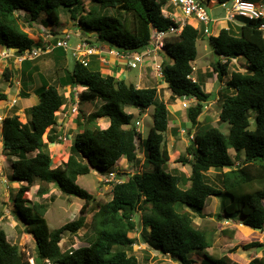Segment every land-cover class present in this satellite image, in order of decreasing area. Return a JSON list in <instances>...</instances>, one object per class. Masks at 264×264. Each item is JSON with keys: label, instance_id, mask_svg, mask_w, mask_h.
Returning <instances> with one entry per match:
<instances>
[{"label": "trees", "instance_id": "obj_1", "mask_svg": "<svg viewBox=\"0 0 264 264\" xmlns=\"http://www.w3.org/2000/svg\"><path fill=\"white\" fill-rule=\"evenodd\" d=\"M168 1L92 0L96 8L86 12L82 0H0V48L16 54L31 52L34 48L44 50L43 38L24 32L20 22L33 27L40 21L42 28L50 31L60 26L59 10L64 8L83 34H93L91 44L141 51L148 45L152 29L166 31L172 24L161 15ZM229 1L217 0V3ZM20 12L24 14L20 16ZM41 15L45 16L44 20H40ZM201 35V31L186 25L179 36L165 40L161 53L163 81L172 96L195 99L187 109L191 126H196L204 103L210 99V94L203 91L201 79L192 81V64ZM208 43L218 57L213 64L218 80L230 76L222 92L219 113V122L228 128L225 133L208 126L195 133L185 153L176 161L190 166L187 177L164 169L169 160L164 137L169 111L166 103L158 99L156 88H137L122 79L103 75L89 64L75 61L70 69L61 72L58 68L54 85L43 79L33 91L38 103L28 109L30 119L25 123L18 115L2 120V151L14 158L11 175L18 184L12 214L34 237L33 264H139L130 254L136 239L129 237L137 228L134 217L139 211L142 233L148 235V248L181 264H192L191 254L203 252L212 245L211 234L197 228L191 216L201 217L210 197L221 199L218 221H239L253 230L264 231V15L252 20L236 16L217 36H209ZM59 52L62 50L55 48L51 53ZM239 57L246 61V71L229 74L230 62ZM219 59L225 61L222 63ZM30 62H21V69L26 63L30 66ZM17 74L8 68L2 72L10 85ZM78 86L84 88L78 95L79 106L97 102L101 105L80 119L77 115L83 121V129L75 134L67 161L52 167L49 146L61 143L55 127L57 112L66 103L59 89L75 90ZM20 96L26 98L28 94L22 91ZM69 97L75 102L73 93ZM5 100L7 94L0 91V101ZM150 107L154 109L153 125L147 139L142 141L131 124L133 115L126 113L125 108L144 112ZM99 118L109 119L106 129L97 125ZM141 143L144 162L151 170L135 173L124 182L111 183V199L96 204L91 224L93 235L88 245L63 251L60 242L64 232L76 234L85 226L86 209L94 201L77 184L78 177L92 170L100 174L112 171L122 158L135 166ZM230 150L234 151V158ZM210 171H221L218 186L207 181L206 174ZM36 181L45 186L56 184L62 194L81 199L79 217L50 230L45 219L47 204L25 198ZM46 193L48 188L40 186L36 195L41 198ZM262 246L251 242L243 248ZM204 257L207 264H238L228 256L215 259L205 254ZM0 264H29L20 247L11 244L3 230H0ZM247 264H264V256L252 258Z\"/></svg>", "mask_w": 264, "mask_h": 264}, {"label": "rangeland", "instance_id": "obj_2", "mask_svg": "<svg viewBox=\"0 0 264 264\" xmlns=\"http://www.w3.org/2000/svg\"><path fill=\"white\" fill-rule=\"evenodd\" d=\"M204 1L206 4L207 0ZM82 2L86 12L89 9L96 8L92 0H82ZM255 4L264 12V0H255ZM205 7L209 13V16L212 18V20H215L214 22L217 23H212L209 27L210 35H205L203 36V38H200L199 41H197V57L192 64L194 67V72L192 75L193 78L198 80V77H200L202 81L203 91L210 94V99L207 103H204L203 112L199 117L196 126H191L187 116V109H184L180 105H178V100L172 96L170 90L162 81H157V79H155V77L152 75L150 67H139L138 69H134L131 71L125 70L126 73L123 78L126 83L140 86V88H156L158 91V99L166 103L167 109L169 111V123L164 137L166 148L169 153V160L164 169L167 172H177L179 175L186 177L190 175V166L183 165L182 163L176 161L179 156L185 153V149L192 141V137L195 135V133L197 131L203 130L208 126L218 128L225 133L227 132L228 128L226 124H221L219 122V113L223 102L222 92L224 91V88L230 76H226L222 81L218 80L216 74L213 72V64L214 62L218 61V57L215 55L208 43V37L215 36L219 27L226 24V11L220 8L217 3L209 5L206 4ZM59 13L62 20V25L60 28H54L49 33L42 28L40 21L33 24V27H30L29 25L24 24L21 21L20 23L22 25V29L24 32H27L33 37H37L38 35H40L47 41L51 40L49 36H53L54 38L63 36V34H60L59 32L62 28L66 29L68 31H71L69 34L70 38L68 39V46L70 48H74L78 43V39L74 35L76 29H78L75 26L76 22L70 19L69 13H67L64 8H60ZM19 15L22 16V12ZM81 35L82 37H84L83 34ZM3 52L4 51L1 52L0 50L1 71L3 72L4 67L8 68L10 71L11 69L16 70L14 66L15 64H19L16 60V57L18 55L12 51H6L5 56H3ZM70 57L71 54L69 53L68 57L65 59V62L68 64L69 69L71 68ZM162 58L163 57L160 56L161 60ZM219 61L223 63L225 60L219 59ZM36 63L39 65V69L42 71V75L49 82V84L54 85L53 82L55 81V78L57 76L56 70L59 68L56 65L54 59H52L50 56H47L46 54H43L35 61L30 62V68L32 69ZM246 66L247 65L244 58L239 57L230 62L228 73H243L246 71ZM23 75H25L24 71ZM34 77L36 76L34 75ZM36 79L38 82V77H36ZM9 85L10 84L4 80L1 73L0 86L8 87ZM26 85H30L31 87L32 82H30V80H25V86ZM22 88L24 89L23 86ZM82 90V87H77L75 90L68 88L65 91L59 89L60 93H63L66 97V103L57 112L58 120L63 121L65 117L70 116L71 114L78 115V118L80 119L84 116H87L89 113L94 112L96 108L101 105L100 102H97L94 104H83L79 106L77 103L78 95L82 92ZM70 92L73 93L75 102H71L69 97ZM22 102L23 100H21V103ZM28 107H31V105H29ZM72 109L76 110L72 111ZM153 110V107H150L147 111L141 113L139 109L125 108L126 113L133 114L131 124L135 125L136 122H139V127L137 128V130L139 133H141L142 141L147 139L149 131L153 125ZM254 115L255 113H253V117ZM19 116L20 121L23 123L30 119V114H28L27 112ZM78 118H76V120ZM251 122L253 123V119L251 120ZM99 128L102 129L101 126H99ZM66 148L67 146L64 148L65 150L58 146L50 148V152L53 156L52 167L60 165L59 162L63 161L64 158H61L62 154L61 152L59 153V151H66ZM136 154L137 158L135 166H133L124 158L121 159L122 162L118 166H116L115 169V171L117 172V177L111 182L106 180L107 172L100 174L95 170H92L89 174L78 178L77 184L82 189L91 194L94 197V201L91 203V206L86 209L87 213L85 214V226L76 234H72L68 231L64 232L62 240L60 242V247L63 251L88 245L89 239L93 235L91 224L94 212L96 210V204L98 202H107L111 199L112 184L126 181L130 175H133L135 173H143L151 170V167L144 162V147L142 143L139 144V148ZM229 154L232 158H234L235 153L233 150H230ZM3 155L4 154L0 152V230H3L5 232L7 240L11 244H16L20 247L21 251L27 258L28 263L32 264V258L35 256L34 237L31 234L27 233L23 225L20 224L12 214V201L18 189V184L12 179L11 165L9 167V163L7 162V160H5ZM220 173L221 171L208 172L206 174L207 181L215 186H218L221 179ZM37 189L38 187H32L30 192L25 195V198L33 202H42L43 198H39L36 195ZM45 198L47 199L43 202L46 203L48 207L45 219L50 230L61 228L65 224L79 217L81 207L83 206V201L81 199L75 196H66L62 194L60 190L56 191L51 189L49 191V194L44 196V199ZM220 203L221 199L219 198L211 197L208 199V204L204 209V213L206 212L207 216L209 217L208 219L204 218V220H198L195 214H191L194 224H198H195V226L199 229L206 230L212 236V245L210 248L206 249L203 252L198 251L190 255L191 260L194 261V263L192 264H207V260L204 257L205 254L215 259L221 258L222 256H228L233 262L238 264H247L252 258H261L262 256H264V231L260 232L253 230L247 226H244L239 221H218L217 214L221 213ZM187 210L190 211V209ZM134 220L136 222L137 228L134 233L129 234V237L135 238L136 243L132 246L130 254H133L138 259L139 264H181L178 260L173 259L170 256H163L157 251L150 250L147 245L148 235L146 233H142L143 226L140 211L135 215ZM251 242H258L263 246L250 249L243 248V245Z\"/></svg>", "mask_w": 264, "mask_h": 264}, {"label": "built area", "instance_id": "obj_3", "mask_svg": "<svg viewBox=\"0 0 264 264\" xmlns=\"http://www.w3.org/2000/svg\"><path fill=\"white\" fill-rule=\"evenodd\" d=\"M220 8L226 11L225 20L233 21L236 16L245 17L247 19H258L263 16L264 13L261 11L256 4L250 0H230L219 4ZM161 15L164 19H169L171 25L166 31H159L152 29L150 34V40L146 48L141 51H124L119 49H112L107 52L108 56L115 59L116 61L122 62L126 69L134 70L139 67L148 68L150 67L152 75L157 80L162 79V60L160 59L161 53L164 51L165 40L169 36H179L183 28L186 25H190L206 36L210 35L209 27L215 20H212L205 7V4L201 0H169L167 4L161 10ZM49 33V31H47ZM51 38L50 41L43 39L45 49H33L31 52H25L16 57L18 63L25 60H35L43 53H49L55 48H60L63 51H71L72 56L76 60H80L83 57H90L93 55H100V51L90 46L86 41H80L74 48L68 46V38L66 35L64 38ZM49 38V39H50ZM5 56L6 51L3 52ZM160 60V61H159ZM100 61L104 64L107 60L100 57ZM153 77V78H154ZM194 82L195 79L192 78ZM194 102V98L182 97L180 105L183 108ZM1 120V118H0ZM138 125V123L136 124ZM1 144V137H0ZM108 180H114L116 173L109 172Z\"/></svg>", "mask_w": 264, "mask_h": 264}, {"label": "crops", "instance_id": "obj_4", "mask_svg": "<svg viewBox=\"0 0 264 264\" xmlns=\"http://www.w3.org/2000/svg\"><path fill=\"white\" fill-rule=\"evenodd\" d=\"M210 1L212 2L211 4H214L217 0H210ZM22 14H24V12H22ZM44 18H45L44 15L40 16V20H44ZM59 21H60V26L59 27H53V29L61 27L62 20L60 18V15H59ZM227 26H228V22H226V24L220 26L219 29L217 30L215 36H217L219 34L221 29L227 28ZM65 32H70V31L62 28L59 33L64 34ZM203 36L204 35H201L200 38H203ZM92 37H93V34L88 33L87 36L83 37V39L86 38L91 43L94 41ZM199 39H198V41H199ZM99 47H100L99 50L103 53V55H101L100 57H102V58L104 57L107 60V63L106 64L100 63L98 58H97L98 56H92V57L84 58V60H83L84 63L86 65H88V64L92 65L94 67V69L96 68V70L97 69L100 70L103 75H112L117 79L123 80L125 73H126L125 70L128 71V69H126V67L123 65L122 62L116 61L115 59L108 56L106 47H102V46H99ZM68 54H69V52L66 54L63 52H59V53H51L49 55L47 54V56H50L52 59H54V61L56 62V65L61 69V72H62V69L69 68L68 64L65 62L66 61L65 59L68 57ZM62 55H63V58L61 57ZM70 60H71V67H72V65L74 63V59L72 58V56L70 57ZM14 68L18 71V74H17V77H16L13 85H9L8 87L0 86V91L7 94V100L0 101V118H2V119H4L5 117L13 116V115H18V116L22 115L28 111V109L30 108V107H28L29 105H31V107L36 105L38 103V99H37V97L33 91L36 88H38L41 85V81L43 79H45V77L42 75V73H41L42 71L39 69V65L37 63L33 66L34 69L30 68L29 63L24 64L22 69H21L20 64H15ZM34 70L36 72L34 74H31ZM23 71H24L25 75H23ZM1 73H2V71L0 69V74ZM34 75L36 77H38V79H39L38 82H37L36 77H34ZM25 80H30V82H32V86L31 87H30V85L25 86ZM198 80H200V77H198ZM22 86L24 87V89L22 88ZM136 87L140 88V86H136ZM22 91H23V93L28 94V96L26 98H22L20 96V92H22ZM20 97H21V99H20ZM21 100H23L22 103H21ZM28 103H30V104H28ZM140 112L142 113V111H140ZM76 118H77L76 115L71 114L70 116L65 117L63 121H60L57 119V126L55 128H56V132L59 133L61 136L60 137L61 143L50 145L49 146V152H50L51 147H57L58 146V147H61L64 149L67 146V148H66L67 152L64 151L65 149L59 151V153L61 152V154H62L61 158L62 157L64 158L62 162H59L60 165L62 163H65L68 159L69 149L73 143V138H74L75 134L83 129L82 120H78V119L76 120ZM109 124L110 123H109L108 118H99L97 120V125L101 126L102 129H106L109 126ZM0 130H1V122H0ZM0 152L3 153L2 145H0ZM51 155H52V153H51ZM3 157L5 158V160H7V162L9 163V167H10L11 161L14 158L13 157L12 158L6 157V155H3ZM52 158H53V156H52ZM121 162H122V160H119L116 163L115 167L118 166ZM52 165H53V161H52ZM60 165H58V166H60ZM95 171H97V170H95ZM77 181H78V179H77ZM40 186H44L45 188H48V193L44 194L41 197V198H43V201L47 199V198L44 199V196L49 194L50 189L56 190V191L59 190L58 186L56 184H53V183L45 186V185L39 183L38 181H36L33 185V187H38V188ZM208 199H207L206 204H205V206L201 212V217L197 216L198 220H204V218L205 219L209 218L207 216L206 212L204 213V209H205L206 205L208 204ZM196 225H198V224H196Z\"/></svg>", "mask_w": 264, "mask_h": 264}, {"label": "clouds", "instance_id": "obj_5", "mask_svg": "<svg viewBox=\"0 0 264 264\" xmlns=\"http://www.w3.org/2000/svg\"><path fill=\"white\" fill-rule=\"evenodd\" d=\"M202 2H204V4H205V1H204V0H202ZM211 3H212V2H211L210 0H209L208 4H207V1H206V4H207V5H209V4H211ZM215 3H217V1H216ZM206 4H205V5H206ZM217 4H218V3H217ZM218 5H219V4H218ZM260 9H261V8H260ZM261 11H262V10H261ZM262 12H263V11H262ZM263 13H264V12H263ZM211 19H212V18H211ZM226 21H227V20H226ZM233 21H234V19H233ZM233 21H227V22H233ZM215 23H217V22H215ZM193 28H194V27H193ZM194 29H196V28H194ZM197 30H198V29H197ZM46 31H49V29H47ZM198 31H201V30H198ZM49 32H51V30H50ZM70 32H71V31H70ZM70 32H65V33L63 34V36H58V38H64L66 35L69 36ZM201 32H202V31H201ZM81 34H83V32H82L80 29H76L74 35L78 38V43H79L80 41L84 40V41H86L90 46H93L95 49L99 50L100 47H99L97 44H96V45H95V44H91L90 41H89L88 39H86V38L83 39V37H82ZM202 34H203V33H202ZM83 35H84V36H87L86 34H83ZM203 35H204V34H203ZM204 36H205V35H204ZM52 37H53V36H52ZM53 38H54V37H53ZM69 38H70V36H69ZM69 38H68V39H69ZM67 41H68V40H67ZM78 43H77V44H78ZM77 44H76V45H77ZM34 49H36V48H34ZM59 49H60V48H59ZM112 49L114 50V49H116V48H107V52H108L109 50H112ZM0 50H1V52H2V51H12V52H14L13 50H8L7 48H6V49L0 48ZM32 50H33V49H32ZM53 50H54V49H53ZM53 50H52V51H53ZM61 50H62V49H61ZM119 50H120V49H119ZM42 51H43V50H42ZM52 51H51V52H52ZM99 51H100V50H99ZM124 51H126V50H124ZM51 52H49V53H43V54H46V55H47V54H51ZM62 52L65 53V54L69 52V53L71 54V56H72L71 51H67V52H65V51L62 50ZM100 53H101L100 55H93V56H98L97 58H98L99 62L102 63V62L100 61V56L103 55V53H102L101 51H100ZM43 54H41V55H43ZM17 55L19 56L20 54H17ZM41 55H40L39 57H41ZM18 56H17V57H18ZM39 57H38V58H39ZM90 57H92V56H90ZM38 58H36V59H38ZM72 58H73V56H72ZM84 58H88V56H87V57H83V58H81L80 60H76V59H74V58H73V59H74V62H75V61H79V62L83 63L84 65H86V64L84 63V61H83ZM36 59H35V60H36ZM35 60H32V61H35ZM19 64H20V63H19ZM103 64H104V63H103ZM128 70H130V69H128ZM111 76H112V75H111ZM157 81H162V82L164 83V81H163V76H162V79H161V80H157ZM164 84H165V83H164ZM165 85H166V84H165ZM78 87H80V86H78ZM76 88H77V87H76ZM82 88H83V87H82ZM83 89H84V88H83ZM156 90H157V89H156ZM82 91H83V90H82ZM157 93H158V91H157ZM189 98H190V97H189ZM177 100H178V104L180 105L181 98H180V99H177ZM194 102H195V99H194ZM194 102H192V103H194ZM192 103H191V104H192ZM191 104H190V105H191ZM190 105H189V106H190ZM180 106H181V105H180ZM189 106H188V107H189ZM181 107H182V106H181ZM182 108H183V107H182ZM184 109H188V108H184ZM75 110H76V109H74V110L72 109V111H75ZM76 116H77V115H76ZM2 120H3V119L1 118L0 122H2ZM137 123H138V125H136ZM136 124H135V128H136V131L138 132L137 128L139 127V122H136ZM138 133H139V132H138ZM140 135H141V133H140ZM0 137H1V130H0ZM141 139H142V137H141ZM0 145H2V138H1V144H0ZM143 155H144V154H143ZM115 169H116V167H115L112 171H109V172H114V173H116V177H117V172L115 171ZM109 172H107V174H108ZM106 176H107L106 180H107V181H110V180H108V175H106ZM130 176H131V175H130ZM130 176H129V177H130ZM129 177H128V178H129ZM111 181H112V180H111ZM111 181H110V182H111ZM123 182H124V181H123ZM118 183H120V182H118ZM32 264H33V263H32Z\"/></svg>", "mask_w": 264, "mask_h": 264}, {"label": "water", "instance_id": "obj_6", "mask_svg": "<svg viewBox=\"0 0 264 264\" xmlns=\"http://www.w3.org/2000/svg\"><path fill=\"white\" fill-rule=\"evenodd\" d=\"M3 49H6L5 47H3ZM241 223V222H240ZM242 224V223H241ZM256 231H262V229H256Z\"/></svg>", "mask_w": 264, "mask_h": 264}]
</instances>
